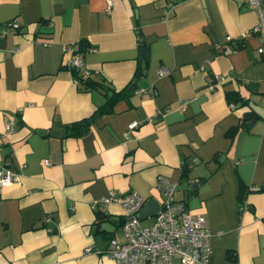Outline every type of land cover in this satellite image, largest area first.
<instances>
[{"label": "crops", "instance_id": "obj_1", "mask_svg": "<svg viewBox=\"0 0 264 264\" xmlns=\"http://www.w3.org/2000/svg\"><path fill=\"white\" fill-rule=\"evenodd\" d=\"M109 1L106 12V0H0V167L16 175L0 186V264H115L105 250L112 236L125 240V210L98 201L133 190L160 205L159 176L204 218L210 264H264L258 10L243 0H174L170 10L166 0ZM12 19L19 28L6 27ZM73 56L98 86L79 89ZM217 74L228 78L212 87ZM130 81L134 90L96 112Z\"/></svg>", "mask_w": 264, "mask_h": 264}, {"label": "built area", "instance_id": "obj_2", "mask_svg": "<svg viewBox=\"0 0 264 264\" xmlns=\"http://www.w3.org/2000/svg\"><path fill=\"white\" fill-rule=\"evenodd\" d=\"M107 1L106 12L110 10V1ZM174 0H166L164 4L170 10ZM248 6L255 7L259 13V21L252 26L251 32H256L259 38L258 52L264 55V18L262 16L260 0H243ZM11 29L19 28V24L14 20L5 23ZM231 39L226 37V41ZM46 45V43H44ZM71 50L70 46L63 48V51ZM69 67L80 69L84 74H89V70L84 67L78 56H73L67 63ZM160 70L159 74H164ZM226 75L217 74L215 83L226 80ZM75 82H77L74 79ZM138 122H131L128 129H133ZM12 131L9 125L5 128V133ZM238 162V161H236ZM44 164H49L44 159ZM16 177L15 173L5 167H0V186L12 181ZM176 183L165 176L157 178L156 187L164 195L160 209L151 216L147 224H141L138 212L141 209L145 198L136 191L121 193L117 190H109L108 195L98 201L103 211L106 205L112 201L122 205L126 218L120 227L125 235V240L121 241L116 236L109 239L105 253L110 256L115 264H170L171 258L176 257L179 264H210L211 247L210 232L205 225L202 216L190 217L183 205L172 198ZM246 203H242L240 209H246ZM47 215L43 222L49 221ZM51 231V230H50ZM221 233V231H217ZM85 250H89L87 247Z\"/></svg>", "mask_w": 264, "mask_h": 264}, {"label": "trees", "instance_id": "obj_3", "mask_svg": "<svg viewBox=\"0 0 264 264\" xmlns=\"http://www.w3.org/2000/svg\"><path fill=\"white\" fill-rule=\"evenodd\" d=\"M140 46H143V44H140ZM142 48H144V47H142ZM144 60H145V58L142 59V61L138 65V68L136 70L134 78H135V76L137 77V75L141 74L142 71H143V68H145L146 63H145ZM70 70L72 72V75H73L74 79L77 81L76 83L79 86L80 90H90L91 88H95L96 86L99 85L98 82H95L94 80H92L90 78V71H89V74H84L83 71L80 70V69H76V68L70 67ZM132 90H134V83H132V81H130V83L128 85H126L119 92H114L113 91L114 93L107 99V101L103 105H101L99 108L96 109V112L103 113V112H106V111L107 112L110 111L112 104L116 101L115 100V98H116L115 96H117V95H119L121 93L122 94H124V93L127 94L128 92H130ZM107 92L108 91H106L105 93H107ZM225 97H226L228 102H236L237 100H240V98H237V95L235 93H232V92L226 93ZM80 124H81V122L71 124V126H69L71 132L75 133V134H79L81 132L80 128H79ZM229 133L232 134L233 133L232 130ZM188 168H189L188 164L183 163L182 171H181V178L187 176V172L189 170ZM123 220H124V218H123Z\"/></svg>", "mask_w": 264, "mask_h": 264}, {"label": "water", "instance_id": "obj_4", "mask_svg": "<svg viewBox=\"0 0 264 264\" xmlns=\"http://www.w3.org/2000/svg\"><path fill=\"white\" fill-rule=\"evenodd\" d=\"M146 55H147L146 49L141 48L139 52V62H141L142 59L146 57ZM159 209H160V205L158 204V202L154 198H150V199L145 200L137 216L139 219H144L147 216L155 215ZM98 218L100 219L103 218V214L101 215L99 214ZM104 225L109 226L110 224L107 222V223H104ZM106 230L108 231V229Z\"/></svg>", "mask_w": 264, "mask_h": 264}, {"label": "rangeland", "instance_id": "obj_5", "mask_svg": "<svg viewBox=\"0 0 264 264\" xmlns=\"http://www.w3.org/2000/svg\"><path fill=\"white\" fill-rule=\"evenodd\" d=\"M147 222H148V220H145V221H144V223H147Z\"/></svg>", "mask_w": 264, "mask_h": 264}]
</instances>
